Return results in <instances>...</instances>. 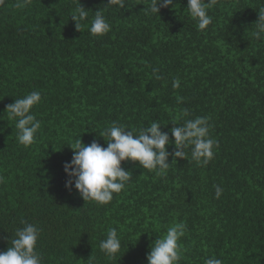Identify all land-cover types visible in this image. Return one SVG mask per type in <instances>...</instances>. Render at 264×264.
<instances>
[{
	"label": "trees",
	"instance_id": "1",
	"mask_svg": "<svg viewBox=\"0 0 264 264\" xmlns=\"http://www.w3.org/2000/svg\"><path fill=\"white\" fill-rule=\"evenodd\" d=\"M19 2L0 6V251L27 221L42 229L43 264H148L152 241L184 223L179 264H264V39L253 36L264 0H217L204 31L187 0L153 15L151 0H127L122 10L80 0L89 13L80 30L71 19L78 0ZM98 9L111 30L95 37ZM32 91L42 96L32 109L41 128L24 147L6 106ZM198 116L216 141L206 166L190 151L170 155L164 176L122 161L132 178L107 205L65 188L76 138L106 147L99 134L113 122L169 131ZM113 227L122 247L110 261L99 244Z\"/></svg>",
	"mask_w": 264,
	"mask_h": 264
},
{
	"label": "clouds",
	"instance_id": "2",
	"mask_svg": "<svg viewBox=\"0 0 264 264\" xmlns=\"http://www.w3.org/2000/svg\"><path fill=\"white\" fill-rule=\"evenodd\" d=\"M31 2L32 0H20L17 7L27 6ZM4 3L5 0H0V6ZM216 4L217 0H187L188 14L197 22L198 30L204 31L212 23L209 10ZM105 5L120 10L126 5L128 7L127 0H107ZM174 5L173 0H151L145 14H159L161 8L174 9ZM88 17V11L78 0V6L71 15L75 27L80 30ZM110 30L111 24L104 13L96 10L89 27L90 34L100 37ZM253 36L256 39H264V11L259 12ZM158 73L159 69H153L155 79L160 80L161 76ZM172 86L178 88L179 79H175ZM41 99L40 92L32 91L22 98L14 99L13 103L6 106L9 119L15 121L18 143L24 147L35 143L41 128V122L32 111ZM208 121L209 118L206 116L186 119L182 124L174 121L173 124L179 126H173L169 131H162V124L155 121L139 131L113 122L99 134L106 141V147L96 140L85 144L76 138V142L69 145L73 150L72 158L63 165L67 176L65 188L69 192L74 188L84 201L107 205L113 200V194L124 190L132 178V172L121 166L122 161L138 162L143 169L155 172L157 176H164L172 163L168 160L170 155L173 161L176 158H186L190 151L191 159L197 165L206 166L214 157L213 148L216 144V141L210 138L211 126ZM169 146H174L172 152L168 151ZM2 180L3 177H0V182ZM222 192L220 186H215L217 199ZM21 223L23 227L15 229L11 247L0 251V264H43V256L37 247L42 229L35 223L27 221ZM185 229L184 223L173 224L163 235L152 241L150 251L147 253L148 264H179L183 255L179 242L185 235ZM4 238L7 241L9 239L8 236ZM121 247L122 236L115 227L107 231L106 238L99 244V250L110 261L117 258ZM204 264H223V261L210 257L205 259Z\"/></svg>",
	"mask_w": 264,
	"mask_h": 264
}]
</instances>
